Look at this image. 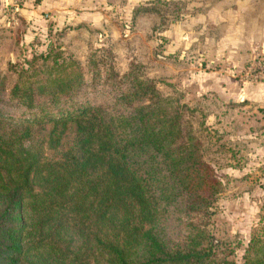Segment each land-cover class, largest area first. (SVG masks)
<instances>
[{"label":"trees","instance_id":"trees-1","mask_svg":"<svg viewBox=\"0 0 264 264\" xmlns=\"http://www.w3.org/2000/svg\"><path fill=\"white\" fill-rule=\"evenodd\" d=\"M113 54L48 42L0 72V264H264V203L239 263L211 225L244 146Z\"/></svg>","mask_w":264,"mask_h":264},{"label":"rangeland","instance_id":"rangeland-1","mask_svg":"<svg viewBox=\"0 0 264 264\" xmlns=\"http://www.w3.org/2000/svg\"><path fill=\"white\" fill-rule=\"evenodd\" d=\"M0 5V72L8 77L13 78L9 63H21L48 42L81 61L91 49L107 47L121 65L143 63L163 92L200 106L220 141L234 149L244 146L242 170L217 169L223 191L211 219L217 237L238 242L233 259L239 263L264 203V148L255 150L264 146V105L239 90L240 83L264 85L240 78L251 57L264 59V0H21L16 6L2 0ZM212 150L208 155L222 164L225 154Z\"/></svg>","mask_w":264,"mask_h":264},{"label":"built area","instance_id":"built-area-1","mask_svg":"<svg viewBox=\"0 0 264 264\" xmlns=\"http://www.w3.org/2000/svg\"><path fill=\"white\" fill-rule=\"evenodd\" d=\"M21 0H9L10 5H17ZM240 78L248 81L264 82V59L254 55L247 61L246 67L240 73Z\"/></svg>","mask_w":264,"mask_h":264},{"label":"crops","instance_id":"crops-1","mask_svg":"<svg viewBox=\"0 0 264 264\" xmlns=\"http://www.w3.org/2000/svg\"><path fill=\"white\" fill-rule=\"evenodd\" d=\"M2 0H0V3H1ZM3 10H1V5H0V21H1V18L3 17L1 14H2ZM264 54V52H263ZM247 84V85H246ZM251 83H240L239 85V90H242L243 92H248V97H249V100H253L255 102L257 101H260L262 102V104L264 105V85H258L256 84V86H253V85H250ZM264 135V134H263ZM264 148L263 147H255V150H256V154L259 153V150ZM263 155V159H264V151L262 153ZM264 164V162L262 163V165ZM264 168V165L263 167Z\"/></svg>","mask_w":264,"mask_h":264}]
</instances>
